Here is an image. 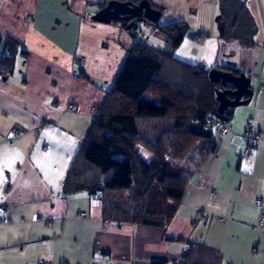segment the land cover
I'll list each match as a JSON object with an SVG mask.
<instances>
[{
	"label": "crops",
	"instance_id": "0c3cea01",
	"mask_svg": "<svg viewBox=\"0 0 264 264\" xmlns=\"http://www.w3.org/2000/svg\"><path fill=\"white\" fill-rule=\"evenodd\" d=\"M108 1L0 0V38L18 43L11 74L0 75V264H173L191 244L217 252L221 264H264V146L240 156L250 122L264 136V0H239L253 26L248 47L222 40L217 0H148L161 11L160 25L189 28L173 41V58L236 71L251 91L166 226L109 223L97 199L64 191L91 111L105 102L134 46L132 27L92 21ZM136 30L147 46L169 45L150 24ZM77 57L84 60L78 76ZM196 210L204 221H195Z\"/></svg>",
	"mask_w": 264,
	"mask_h": 264
},
{
	"label": "trees",
	"instance_id": "16d2710c",
	"mask_svg": "<svg viewBox=\"0 0 264 264\" xmlns=\"http://www.w3.org/2000/svg\"><path fill=\"white\" fill-rule=\"evenodd\" d=\"M217 1L222 40L252 45L253 26L244 4ZM130 23L131 30L137 23L150 24ZM150 25L169 38V45L157 50L139 41L128 52L63 189L97 199L109 223L164 227L174 217L186 183L214 150L215 132L209 122L228 124L232 117L233 108L218 113L216 94L235 88L226 80L211 82V70L203 65L173 58L172 43L189 34L187 25ZM17 49L18 43L0 38V75L11 74ZM219 72L233 79L243 76L226 69ZM221 263L217 252L191 244L173 264Z\"/></svg>",
	"mask_w": 264,
	"mask_h": 264
},
{
	"label": "water",
	"instance_id": "95a60500",
	"mask_svg": "<svg viewBox=\"0 0 264 264\" xmlns=\"http://www.w3.org/2000/svg\"><path fill=\"white\" fill-rule=\"evenodd\" d=\"M160 18L161 12L155 10L148 0H141L138 3L109 0L91 19L101 24H110L114 22H124L128 24L134 20H143L150 24H157ZM209 79L213 83L224 80L225 84V80L229 81L235 88L233 92H218L216 94V99L219 103V114H222L227 108L245 105L248 100L243 101L242 99L251 96V91H246L249 82L245 76L233 79L229 74L227 75L217 70H211L209 72ZM227 96H232L233 99L231 100Z\"/></svg>",
	"mask_w": 264,
	"mask_h": 264
},
{
	"label": "built area",
	"instance_id": "2783aa9c",
	"mask_svg": "<svg viewBox=\"0 0 264 264\" xmlns=\"http://www.w3.org/2000/svg\"><path fill=\"white\" fill-rule=\"evenodd\" d=\"M114 24L120 28L126 25V23L124 22H114ZM129 35L131 36L133 40V44H136L137 42H139L138 41L139 33L137 30H131ZM75 66H76L77 71L74 72V75L78 76V71L81 72L83 70L84 60L81 57H77L75 61ZM248 76H251V74H248ZM258 90L259 92H264V84H260ZM73 110H74V107L72 105L67 106V111L70 112ZM91 115H92V119L95 120L97 117V109L95 108L92 109ZM209 124H210V127L215 132V136L217 138H223L229 133V126L227 123H222L217 120H212L209 122ZM12 135H14L15 137H20L24 135V132L19 129H14L12 130ZM242 140H243V148L240 153L241 158H247L253 150L258 148L259 145L264 146V136L258 131L253 130L251 122L248 124L246 128V131L242 137ZM212 197L214 198V196ZM96 202H99V201L96 200ZM259 204H260V200H256L255 205H259ZM81 216L83 215L81 214L78 217H81ZM205 219H206L205 216L202 215L200 211L198 210L195 211V221L196 222L200 220L204 221ZM41 264H48V263L43 262Z\"/></svg>",
	"mask_w": 264,
	"mask_h": 264
},
{
	"label": "rangeland",
	"instance_id": "374dc122",
	"mask_svg": "<svg viewBox=\"0 0 264 264\" xmlns=\"http://www.w3.org/2000/svg\"><path fill=\"white\" fill-rule=\"evenodd\" d=\"M128 28H131L132 27V23H128Z\"/></svg>",
	"mask_w": 264,
	"mask_h": 264
}]
</instances>
